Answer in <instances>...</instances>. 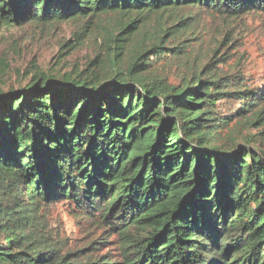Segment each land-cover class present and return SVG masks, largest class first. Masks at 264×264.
I'll return each instance as SVG.
<instances>
[{"label":"trees","instance_id":"1","mask_svg":"<svg viewBox=\"0 0 264 264\" xmlns=\"http://www.w3.org/2000/svg\"><path fill=\"white\" fill-rule=\"evenodd\" d=\"M206 11L264 14V0H0L1 27L83 21V36L119 17L104 39L110 72L92 71L98 56L3 91L0 59V264H264V130L241 143L220 135L234 120L264 124V89L219 68L223 42L178 84L147 61L184 54L186 40L165 44ZM166 15L174 24L142 34ZM232 96L243 106L222 115ZM59 200L115 234L119 252L70 249L49 221Z\"/></svg>","mask_w":264,"mask_h":264},{"label":"rangeland","instance_id":"2","mask_svg":"<svg viewBox=\"0 0 264 264\" xmlns=\"http://www.w3.org/2000/svg\"><path fill=\"white\" fill-rule=\"evenodd\" d=\"M168 18V15L161 19L154 17L144 27L142 34L151 37L161 30L163 24L167 23L168 27L174 24ZM118 20L119 17L114 14H105L96 19L83 36H80L86 29L83 21L55 22L45 26L34 23L0 26V59L6 58L9 65L1 83L3 91L23 87L41 72L60 78L81 71L98 56V66L93 65L92 71L110 72L114 67L111 58L115 57L116 49L113 48L114 43H106L104 39L115 31ZM183 40H186L185 53L178 57L157 53L148 55L147 61H151L154 72L160 77L174 84L180 83L184 77L189 79L196 70L194 63L208 60L210 53L223 42L220 53L223 60L219 68L236 74L250 88L264 89V14L249 13L237 18H226L210 15L206 11L196 18L186 36L179 35L165 46L177 48ZM137 45L135 40L129 47L130 52H134ZM242 104V101L232 96L219 101L217 107L222 115H226L239 110ZM249 123L235 128L237 122L232 121L231 130H220L223 141L237 140V143H241L249 135L259 138L258 133L264 130V124ZM49 221L70 249L91 247L95 252L112 255L119 252L116 235L103 227L91 226L71 202H55L49 209Z\"/></svg>","mask_w":264,"mask_h":264}]
</instances>
